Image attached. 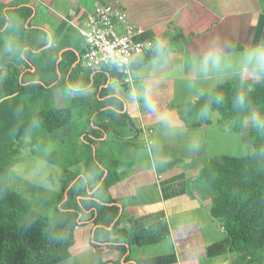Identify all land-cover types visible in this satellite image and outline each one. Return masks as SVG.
I'll use <instances>...</instances> for the list:
<instances>
[{
	"label": "crops",
	"instance_id": "crops-1",
	"mask_svg": "<svg viewBox=\"0 0 264 264\" xmlns=\"http://www.w3.org/2000/svg\"><path fill=\"white\" fill-rule=\"evenodd\" d=\"M106 3L122 9L130 22L145 30L142 40L147 51L133 63L132 88L123 84L117 71L86 70L79 65L84 43L76 26L82 25L87 11ZM20 7L32 10L30 27L40 31L34 48L23 53V84L42 86L48 105L69 108L73 117L78 116L76 126L53 133L56 139L75 136L79 144L84 138L106 142L119 162L115 173L120 180L109 190L120 210L119 228L136 222L140 230V245L123 255L107 243L94 248L87 211L80 215L68 260L90 248L106 254L105 258L100 255L99 264L122 263L127 256L131 264L235 260L237 254L207 257V247L225 240L227 233L210 214L215 193L201 183L198 173L212 159L247 156L249 131L264 127V114H252L238 134L226 122L220 123L218 113L207 121L203 115L187 117L185 109L233 77L250 89L261 77L239 62L220 70L222 74L214 70L202 77L194 74L188 61L216 37L230 42L232 47L225 54L264 43V0H0V15ZM157 40H163L161 50L168 51L163 61L157 57ZM131 123L139 131L134 140L101 129Z\"/></svg>",
	"mask_w": 264,
	"mask_h": 264
},
{
	"label": "trees",
	"instance_id": "trees-1",
	"mask_svg": "<svg viewBox=\"0 0 264 264\" xmlns=\"http://www.w3.org/2000/svg\"><path fill=\"white\" fill-rule=\"evenodd\" d=\"M31 15L32 10L26 7L0 15V264H58L68 260L76 229L81 224L80 215L87 211L94 228L92 246L97 248L107 243L123 255L128 248L140 245V230L136 222H131L128 228H119L120 210L109 192L120 180L115 173L119 162L106 142L80 140L82 151L70 166L82 164V169L67 173L62 182L65 188L60 205L52 217L38 213L34 203L8 186L12 168L18 162L16 142L36 125L53 133L73 124L69 108L49 107L28 117V100L30 105L46 93L42 86L24 85L21 79L23 53L34 48V40L40 33L30 27ZM155 55H148L146 59ZM241 93L246 96L243 106L236 103ZM217 94H222L219 103ZM204 109L207 112L202 114ZM256 112L264 114V78L250 89L243 87L238 77H233L185 109L187 117L203 115L207 121L213 113H218L220 123L226 122L238 134ZM101 129L106 133L112 130L117 137L126 136L131 140L139 133L133 123L125 128L102 125ZM249 142L247 156L212 159L198 173L201 183L215 193L210 214L222 223L227 233L225 240L209 245L206 254L209 258L238 255L227 264H256L264 258L263 126L251 127ZM44 160L56 164L57 153L45 156ZM129 261L127 256L122 263L117 260L107 264H131Z\"/></svg>",
	"mask_w": 264,
	"mask_h": 264
},
{
	"label": "rangeland",
	"instance_id": "rangeland-1",
	"mask_svg": "<svg viewBox=\"0 0 264 264\" xmlns=\"http://www.w3.org/2000/svg\"><path fill=\"white\" fill-rule=\"evenodd\" d=\"M46 98L43 96L42 99L41 97L35 99L30 105L28 100L26 107L29 118L34 112L55 105H48ZM50 99L51 97H48V100ZM77 118L75 114L72 125L78 124ZM261 122L264 123V119ZM53 133H48L36 125L26 137L16 142L18 162L12 168L8 180V186L11 189L34 203L36 211L46 217H52L59 207V199L65 188L62 182L67 178V173H73L82 168L81 164L68 167L71 161L80 156L83 148L81 144L73 139L75 137L67 140L56 139ZM53 152L57 153L56 164L44 160L45 156ZM100 255L104 258L106 256L105 253H95L90 248L85 254L74 256L58 264H99ZM257 264H264V258L262 263Z\"/></svg>",
	"mask_w": 264,
	"mask_h": 264
},
{
	"label": "built area",
	"instance_id": "built-area-1",
	"mask_svg": "<svg viewBox=\"0 0 264 264\" xmlns=\"http://www.w3.org/2000/svg\"><path fill=\"white\" fill-rule=\"evenodd\" d=\"M76 29L84 43L79 65L86 70L117 71L122 75L123 84L132 88L133 63L147 51V44L142 40L145 30L110 3L87 11L82 25Z\"/></svg>",
	"mask_w": 264,
	"mask_h": 264
},
{
	"label": "clouds",
	"instance_id": "clouds-1",
	"mask_svg": "<svg viewBox=\"0 0 264 264\" xmlns=\"http://www.w3.org/2000/svg\"><path fill=\"white\" fill-rule=\"evenodd\" d=\"M224 43H221V41ZM163 40L156 41L157 57L163 61L168 51H162ZM230 42H227L226 37L212 38L209 43L202 46L196 52L191 54L189 64L191 65L195 75L207 77V75L216 71V74H222L220 70L239 62L243 67L253 72L255 75L264 78V43H260L254 47L247 48L241 53L225 54L231 49ZM222 100V94L216 95V102ZM246 102V96L241 93L236 98V103L243 106ZM207 109L202 110V114L206 113ZM195 147V146H193Z\"/></svg>",
	"mask_w": 264,
	"mask_h": 264
}]
</instances>
